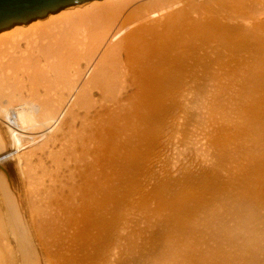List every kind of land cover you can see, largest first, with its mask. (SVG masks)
Wrapping results in <instances>:
<instances>
[{"label":"bare ground","instance_id":"1","mask_svg":"<svg viewBox=\"0 0 264 264\" xmlns=\"http://www.w3.org/2000/svg\"><path fill=\"white\" fill-rule=\"evenodd\" d=\"M8 142L7 264H264V0H90L0 32Z\"/></svg>","mask_w":264,"mask_h":264},{"label":"water","instance_id":"2","mask_svg":"<svg viewBox=\"0 0 264 264\" xmlns=\"http://www.w3.org/2000/svg\"><path fill=\"white\" fill-rule=\"evenodd\" d=\"M90 0H0V32Z\"/></svg>","mask_w":264,"mask_h":264},{"label":"rangeland","instance_id":"3","mask_svg":"<svg viewBox=\"0 0 264 264\" xmlns=\"http://www.w3.org/2000/svg\"><path fill=\"white\" fill-rule=\"evenodd\" d=\"M84 67H85V65H83V67H82V69H84ZM4 133H6V132H4ZM29 134V133H28ZM29 136V135H28ZM33 137V136H32ZM8 138V137H7ZM8 147H6V154H2L3 155V157L0 159V163H1V165H2V167L3 168H5L6 170H7V172H8V175L9 176H4V177H6V179H8L9 180V182L11 181V183H12V186H13V188L15 189V192H18V194L20 195H22L23 193H24V185H23V182H22V177H21V173H22V170L23 169H26L27 168V166H28V162H27V160H26V158H24L23 159V156H24V149H22V146L20 145V150H17V149H15V146H12L11 145V143H9L8 142ZM32 148H34V147H32ZM30 149V147L28 146L27 147V149L25 150L26 151V153L29 151L30 153L32 152V150H29ZM35 149H37L38 150V148H36L35 147ZM39 150L37 151V153L39 154ZM5 153V152H4ZM1 155V156H2ZM46 160V159H45ZM33 161V166L35 167V169H38V168H40L41 166L39 165V160H38V157H33V159L31 160V161H29V162H32ZM45 162V161H44ZM46 165H47V167H49V166H52L53 164H52V161H51V159H48L47 158V160H46ZM39 166V167H38ZM48 175H50V172H48ZM49 177V176H48ZM50 178V177H49ZM49 178H45L47 181H48V183L50 182L49 180ZM13 189V190H14ZM0 194H2V191L0 190ZM1 197H2V195H0V199H1ZM22 199H23V197H22ZM6 204L4 203V201L3 200H0V210H2V211H5L6 209H5V206ZM2 214H4V212H1ZM4 246H0V264H7L9 261H10V254H8V256H6V254L8 253V252H5V251H8V249L7 250H5L6 248H3ZM1 248L4 250V252L1 250ZM41 251V250H40ZM2 253H4L5 255L3 256L2 255ZM39 255H41L40 257H42V254L41 253H39ZM7 258H9V259H6V257ZM5 257V258H4ZM5 259H6V261H5ZM1 260H3L2 262H1ZM9 260V261H8ZM43 259L41 258V261H42ZM4 262H6V263H4ZM9 264H11V262L9 263ZM42 264H44V260L42 261Z\"/></svg>","mask_w":264,"mask_h":264}]
</instances>
